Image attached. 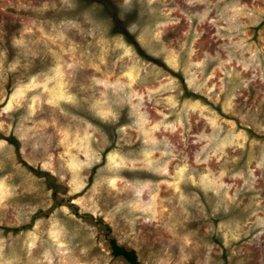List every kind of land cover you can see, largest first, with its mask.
<instances>
[{"label": "rangeland", "instance_id": "rangeland-1", "mask_svg": "<svg viewBox=\"0 0 264 264\" xmlns=\"http://www.w3.org/2000/svg\"><path fill=\"white\" fill-rule=\"evenodd\" d=\"M264 264V0H0V264Z\"/></svg>", "mask_w": 264, "mask_h": 264}, {"label": "trees", "instance_id": "trees-1", "mask_svg": "<svg viewBox=\"0 0 264 264\" xmlns=\"http://www.w3.org/2000/svg\"><path fill=\"white\" fill-rule=\"evenodd\" d=\"M112 254L115 258H123L129 264H143L140 262L135 250L127 249L119 245L115 240L111 241Z\"/></svg>", "mask_w": 264, "mask_h": 264}]
</instances>
